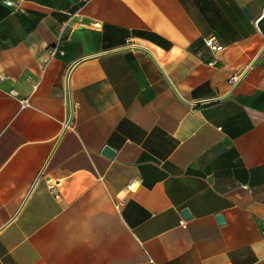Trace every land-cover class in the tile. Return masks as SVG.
Listing matches in <instances>:
<instances>
[{"label":"crops","instance_id":"obj_1","mask_svg":"<svg viewBox=\"0 0 264 264\" xmlns=\"http://www.w3.org/2000/svg\"><path fill=\"white\" fill-rule=\"evenodd\" d=\"M14 2L0 264H264V0Z\"/></svg>","mask_w":264,"mask_h":264},{"label":"built area","instance_id":"obj_2","mask_svg":"<svg viewBox=\"0 0 264 264\" xmlns=\"http://www.w3.org/2000/svg\"><path fill=\"white\" fill-rule=\"evenodd\" d=\"M2 1L4 2V4H6L9 7H14L15 6L14 0H2ZM203 41L211 50L218 51V50L222 49V46L217 44L213 37H205V38H203ZM55 50H56L55 48H51L49 50V53L53 54L55 52ZM243 75H244V71L243 70L234 72L229 78V84L234 85L235 83H237L243 77ZM21 104L23 106L28 105V99L21 100ZM53 185H51V188H54ZM133 186H134V182H131L128 185V189H132ZM180 224L183 227L186 225L184 220H181Z\"/></svg>","mask_w":264,"mask_h":264},{"label":"water","instance_id":"obj_3","mask_svg":"<svg viewBox=\"0 0 264 264\" xmlns=\"http://www.w3.org/2000/svg\"><path fill=\"white\" fill-rule=\"evenodd\" d=\"M246 14L249 16V13L247 11H246ZM256 27H257V30L259 31V33L262 36H264V8H263V12H262L261 16L256 21ZM103 153L108 155V156H111V155H113L114 152L109 147H105L103 149ZM183 216L189 217V212L187 210H183ZM217 219L219 220V222H222V219H223L222 215L218 214Z\"/></svg>","mask_w":264,"mask_h":264}]
</instances>
